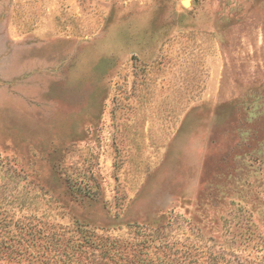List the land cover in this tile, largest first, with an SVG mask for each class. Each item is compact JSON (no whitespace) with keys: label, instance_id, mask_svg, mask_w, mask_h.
Returning <instances> with one entry per match:
<instances>
[{"label":"rangeland","instance_id":"1","mask_svg":"<svg viewBox=\"0 0 264 264\" xmlns=\"http://www.w3.org/2000/svg\"><path fill=\"white\" fill-rule=\"evenodd\" d=\"M37 221L82 261L264 264V0H0V264Z\"/></svg>","mask_w":264,"mask_h":264},{"label":"trees","instance_id":"2","mask_svg":"<svg viewBox=\"0 0 264 264\" xmlns=\"http://www.w3.org/2000/svg\"><path fill=\"white\" fill-rule=\"evenodd\" d=\"M4 219L5 218H3V220ZM48 223H49L48 221H43V222L37 221L34 223L32 222L31 224L32 227L37 226L34 232H31L32 227H30V225L28 224H24L23 226H20V229H21L20 232L24 231L25 234H29L30 237H31V234L33 236L38 237V234L43 233L42 239L46 241V244L40 245L35 242L34 244L30 246V248L32 247L35 248L34 250L28 249L29 247H26V248L21 247V250L10 247L9 249H6V250H8L9 254L14 253V254H17L18 256L23 254L24 256L23 261H26L27 264H48L49 263L48 260L50 256H48L46 252H50L52 251V249L56 252H54V259L50 261V264H133L132 262L123 259L122 256L119 253H117V250L115 248L116 246L115 243L117 239L110 241V244H111L110 250L106 248L105 250H103L102 252L98 254H96L95 252H91L89 257L86 258V261H82L81 259H79L78 255H74L71 252H63L60 254V252L56 250V244L60 241L59 237L62 236L63 234L57 229L56 230L58 233H56L55 227L51 223L49 224ZM5 228H7V225L4 224V228L0 229L1 235L10 231L9 229H5ZM45 230L50 231V233H45ZM2 242L3 240L0 242L1 243L0 247L6 246V245H3ZM113 244H114V248H112ZM39 247H43L44 250L41 251ZM22 250H24L25 253H23ZM114 256H116L117 259ZM7 257H10V255H7ZM43 257H45L46 259L44 260ZM89 258L90 260H88ZM210 258L215 259V256H210ZM107 260H110V263ZM118 260H120L121 263ZM17 262L18 263H15V264H24V262H21V261H17Z\"/></svg>","mask_w":264,"mask_h":264}]
</instances>
